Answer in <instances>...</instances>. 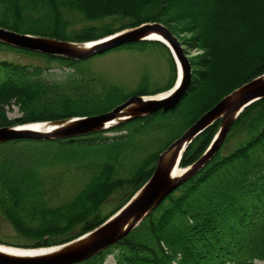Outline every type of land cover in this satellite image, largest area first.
Instances as JSON below:
<instances>
[{
	"label": "trees",
	"instance_id": "obj_1",
	"mask_svg": "<svg viewBox=\"0 0 264 264\" xmlns=\"http://www.w3.org/2000/svg\"><path fill=\"white\" fill-rule=\"evenodd\" d=\"M179 21H188L200 46L216 55L209 72L198 78L181 41L192 78L174 109L74 137L0 143V212L29 240L10 244L50 247L98 227L152 176L173 141L227 94L264 74V0H0V27L73 42L155 22L177 36L170 24ZM232 35L238 38L226 59L221 53ZM149 43L168 53L171 77L164 87L151 86L144 74L128 89L84 66L86 59L0 41V50L40 59L0 58V127L101 114L132 95L170 88L176 65L165 44L141 40L113 49L144 50ZM54 68L61 73H52ZM11 105L18 106L19 117H9ZM220 125L217 121L188 145L181 167L201 157ZM226 138L197 174L128 235L79 264H105L110 254L115 264H264V98L240 114ZM231 140L232 149L226 147ZM115 194L121 200L105 213L104 204Z\"/></svg>",
	"mask_w": 264,
	"mask_h": 264
},
{
	"label": "water",
	"instance_id": "obj_2",
	"mask_svg": "<svg viewBox=\"0 0 264 264\" xmlns=\"http://www.w3.org/2000/svg\"><path fill=\"white\" fill-rule=\"evenodd\" d=\"M141 40L164 43L170 49L177 65V80L167 95H132L112 110L95 115L75 116L62 120L41 121L53 123L51 129L30 127L34 123L0 127V143L12 139H58L101 131L122 121L153 114L159 110L174 109L187 90L192 68L178 37L165 25L144 23L102 38L73 42L55 38L20 33L0 27V41L14 47L65 56L77 60L87 59L121 45ZM181 69V70H180ZM264 98V74L260 75L223 97L213 108L204 113L178 139L171 143L158 158L152 176L113 215L95 229L63 244L55 250L19 254L0 250V264H79L102 250L114 245L128 235L155 207L185 181L197 174L223 145L235 120L243 110ZM218 119L221 127L211 143L194 163L178 178H171L172 169L180 166L188 145Z\"/></svg>",
	"mask_w": 264,
	"mask_h": 264
},
{
	"label": "rangeland",
	"instance_id": "obj_3",
	"mask_svg": "<svg viewBox=\"0 0 264 264\" xmlns=\"http://www.w3.org/2000/svg\"><path fill=\"white\" fill-rule=\"evenodd\" d=\"M170 25L176 32L179 41L186 43V49H187L186 51L188 52V56L193 59V62L196 65L195 70L197 72L196 74L197 77L199 78V74L209 72V69H211L210 67L212 66V62L214 61L213 59L215 58L216 55L214 50H210V48H208L205 45L200 46L199 42L196 41L197 32L193 30L194 29L193 26L189 24L188 21L174 22ZM236 35L235 36L232 35L228 38L227 42L224 45L223 53H221L222 57L229 59V50L231 49L232 39L234 40V38L235 39L238 38L236 37ZM0 58L11 59L14 61H20L24 63L40 62V59L37 57L12 50H0ZM82 63L84 66L89 67L92 71L99 73L100 75H103L112 81L118 82L119 84L126 86L128 89L135 88L144 74H147L149 76L150 85L155 87L166 86V84L169 82L171 77V70L169 66L167 51L162 46L154 45L153 43L147 44L144 50H138V49L126 48V47L110 49L104 53L89 57L86 60H84ZM51 72L59 73V74L61 73L60 69L58 68L51 69ZM177 73L178 70L176 65L175 82L177 80ZM175 82L173 86L175 85ZM173 86H171L168 89H165L164 91L159 92V94L169 91L171 88H173ZM149 95H153V94H149ZM8 115L10 118L19 117L21 113L18 109V106L16 105L9 106ZM217 121H219L221 124L222 119H218ZM217 121H215L214 123H216ZM109 135H112V133H109ZM234 144H236V141L231 140V142L226 147L231 148L232 145L235 146ZM120 200L121 198L119 195L117 194L113 195L104 204L103 211L105 213L109 212L113 208V206L119 203ZM0 240L5 242L3 244H7L11 246L14 245L10 243H27L29 241L27 240V238L23 236H19L16 233L9 220L1 212H0ZM20 248H25V247H20ZM105 264H115L113 255L111 254L108 255Z\"/></svg>",
	"mask_w": 264,
	"mask_h": 264
},
{
	"label": "bare ground",
	"instance_id": "obj_4",
	"mask_svg": "<svg viewBox=\"0 0 264 264\" xmlns=\"http://www.w3.org/2000/svg\"><path fill=\"white\" fill-rule=\"evenodd\" d=\"M181 70V69H180ZM167 95V92L160 93L157 97L165 96ZM30 127H34L37 129H51L55 125L53 123H34L32 125H29ZM186 171L185 168L176 165L171 172V178H178L180 177L184 172ZM58 246V245H57ZM56 245L50 246V247H42V248H20L16 246H11L7 244L0 243V250H4L5 252H18L19 254H26V253H35V252H42V251H49V250H55L58 248Z\"/></svg>",
	"mask_w": 264,
	"mask_h": 264
}]
</instances>
